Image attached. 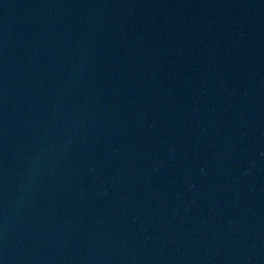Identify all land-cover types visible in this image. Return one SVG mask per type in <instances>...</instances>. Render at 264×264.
Returning a JSON list of instances; mask_svg holds the SVG:
<instances>
[{"label": "water", "instance_id": "1", "mask_svg": "<svg viewBox=\"0 0 264 264\" xmlns=\"http://www.w3.org/2000/svg\"><path fill=\"white\" fill-rule=\"evenodd\" d=\"M0 264H264V0H0Z\"/></svg>", "mask_w": 264, "mask_h": 264}]
</instances>
